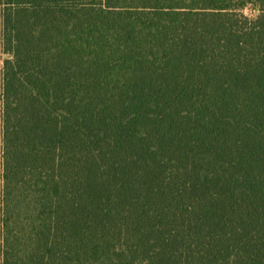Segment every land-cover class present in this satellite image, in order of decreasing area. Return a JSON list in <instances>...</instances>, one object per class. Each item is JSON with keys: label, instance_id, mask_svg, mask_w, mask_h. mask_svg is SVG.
I'll list each match as a JSON object with an SVG mask.
<instances>
[{"label": "trees", "instance_id": "trees-1", "mask_svg": "<svg viewBox=\"0 0 264 264\" xmlns=\"http://www.w3.org/2000/svg\"><path fill=\"white\" fill-rule=\"evenodd\" d=\"M0 52V264H264V0H0Z\"/></svg>", "mask_w": 264, "mask_h": 264}, {"label": "rangeland", "instance_id": "rangeland-1", "mask_svg": "<svg viewBox=\"0 0 264 264\" xmlns=\"http://www.w3.org/2000/svg\"><path fill=\"white\" fill-rule=\"evenodd\" d=\"M245 14L251 18L255 17L257 15V12L254 11L252 8H248L245 11ZM8 58V55L4 54L3 52H0V73H2L3 68V62ZM2 75V74H1Z\"/></svg>", "mask_w": 264, "mask_h": 264}]
</instances>
